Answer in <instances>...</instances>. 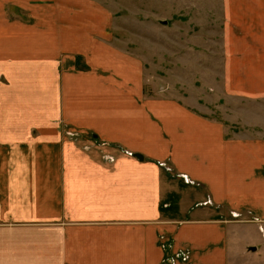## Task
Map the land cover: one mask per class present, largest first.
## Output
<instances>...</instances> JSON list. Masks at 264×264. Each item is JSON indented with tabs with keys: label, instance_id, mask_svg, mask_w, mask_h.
Instances as JSON below:
<instances>
[{
	"label": "crops",
	"instance_id": "1",
	"mask_svg": "<svg viewBox=\"0 0 264 264\" xmlns=\"http://www.w3.org/2000/svg\"><path fill=\"white\" fill-rule=\"evenodd\" d=\"M216 1L221 90L251 106L222 119L145 96L140 63L71 11L0 19V264L264 258V0Z\"/></svg>",
	"mask_w": 264,
	"mask_h": 264
},
{
	"label": "rangeland",
	"instance_id": "2",
	"mask_svg": "<svg viewBox=\"0 0 264 264\" xmlns=\"http://www.w3.org/2000/svg\"><path fill=\"white\" fill-rule=\"evenodd\" d=\"M65 3V0H0V19L58 25L52 17L57 8L71 11L70 19L76 21V26L85 22L89 31L94 26L105 30L104 36L113 48L140 63L145 96L186 99L219 119L228 113L224 109L240 112L251 108L240 99L228 100L221 90L219 57L212 58L214 52L221 54V10L216 0H73L71 10L64 7ZM45 14L48 16L44 18ZM96 15H102V19ZM238 112L237 116H242ZM231 115L232 118H227L234 120L236 113ZM67 136L75 139L78 134L67 132ZM114 158L111 154L103 155V160L109 163ZM164 168L170 170L169 166ZM234 248L229 264H264L263 256L254 254L255 250L249 253L250 250ZM175 259L179 264H187L188 253L181 251Z\"/></svg>",
	"mask_w": 264,
	"mask_h": 264
},
{
	"label": "water",
	"instance_id": "3",
	"mask_svg": "<svg viewBox=\"0 0 264 264\" xmlns=\"http://www.w3.org/2000/svg\"><path fill=\"white\" fill-rule=\"evenodd\" d=\"M135 157L140 158L141 156L139 154H135ZM252 250H255V249L252 248Z\"/></svg>",
	"mask_w": 264,
	"mask_h": 264
}]
</instances>
